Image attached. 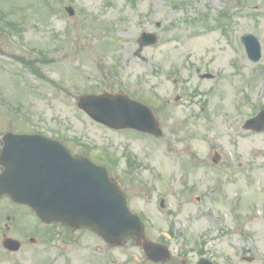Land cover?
Masks as SVG:
<instances>
[{"label":"rangeland","instance_id":"rangeland-1","mask_svg":"<svg viewBox=\"0 0 264 264\" xmlns=\"http://www.w3.org/2000/svg\"><path fill=\"white\" fill-rule=\"evenodd\" d=\"M0 21V141L8 131L62 139L127 179L149 238L185 257L264 264V131L239 128L264 105V0H0ZM143 30L159 38L142 49L145 61L135 55ZM245 33L260 41L258 62L246 56ZM178 89L179 101L166 100ZM102 91L150 105L163 135L111 130L78 109L79 95ZM81 240L109 253L106 264L141 259L129 242ZM0 264H15L1 248Z\"/></svg>","mask_w":264,"mask_h":264},{"label":"water","instance_id":"water-1","mask_svg":"<svg viewBox=\"0 0 264 264\" xmlns=\"http://www.w3.org/2000/svg\"><path fill=\"white\" fill-rule=\"evenodd\" d=\"M155 39L154 34L143 33L140 44H151ZM242 40L249 58L258 60V39L245 34ZM79 106L111 127L160 133L151 110L130 98L108 93L88 95L80 98ZM246 127L261 130L264 109ZM3 140L0 194L28 204L43 221L90 226L109 242L120 243L129 237L139 241L143 236L140 218L130 212L119 183L110 178L105 167L86 157L72 156L59 141L43 135L7 133ZM9 244L6 240L5 245ZM144 246L148 254L158 247L149 242Z\"/></svg>","mask_w":264,"mask_h":264},{"label":"flooded vegetation","instance_id":"flooded-vegetation-1","mask_svg":"<svg viewBox=\"0 0 264 264\" xmlns=\"http://www.w3.org/2000/svg\"><path fill=\"white\" fill-rule=\"evenodd\" d=\"M1 146L0 141V149ZM4 198L10 204L5 203L7 209L2 211L5 215L3 223L0 218V248L8 254V260L11 262L15 264H81L83 258H91L94 251L101 250L98 245L95 246L98 249L93 250L91 245L82 244V235L84 233L91 235L89 229H77L62 223H41L38 219H34L35 216L27 205L14 203L7 196L0 197V202ZM29 222H32L33 226H29ZM5 238L11 240L9 250L3 246ZM92 238L96 239L94 235ZM106 246L113 247L108 244ZM107 254L109 255L102 252L103 262L107 261ZM200 256L188 258L178 256L177 259L159 264H196ZM208 258L220 264V258L218 260L211 256Z\"/></svg>","mask_w":264,"mask_h":264}]
</instances>
